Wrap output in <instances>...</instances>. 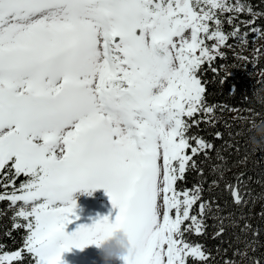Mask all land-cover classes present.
Returning a JSON list of instances; mask_svg holds the SVG:
<instances>
[{"label": "snow or ice", "instance_id": "6c2138e0", "mask_svg": "<svg viewBox=\"0 0 264 264\" xmlns=\"http://www.w3.org/2000/svg\"><path fill=\"white\" fill-rule=\"evenodd\" d=\"M260 18L247 0H0V201L24 230L19 249L0 245V264H64L63 252L97 246L114 228L129 240L123 264H208L187 237L204 234L211 204L201 185L178 184L215 148L189 135L213 124L200 74L230 38H264ZM240 183L226 185L237 205ZM96 188L114 219L66 232L79 219L72 193Z\"/></svg>", "mask_w": 264, "mask_h": 264}, {"label": "trees", "instance_id": "16d2710c", "mask_svg": "<svg viewBox=\"0 0 264 264\" xmlns=\"http://www.w3.org/2000/svg\"><path fill=\"white\" fill-rule=\"evenodd\" d=\"M263 1L247 0L258 12L264 11ZM256 23L264 25V18ZM224 30L228 32L231 28L225 23ZM258 39L261 40L258 45L255 46V40L245 46L230 38L227 44L233 47L222 50L225 58L217 57L211 67L205 64L200 74L206 82L205 100L215 107L214 113L210 114L213 124L202 122L199 127L192 126L189 135L201 136L215 148L209 151L207 158L203 154L197 155L198 169L189 170L186 180L178 184L182 188L201 185L204 199L211 204L204 234L187 237L193 243L202 244L210 253L208 264H224L225 259H232L236 264H253L258 259L264 264V144L254 146L249 141L248 131L251 119L264 120V74H257L264 69V38ZM244 58L255 60V68L252 63L246 65ZM212 67L217 72L214 73ZM231 110H235V114ZM197 118L204 119L201 114H197ZM216 132L223 134L222 139L215 137ZM237 177L242 179L239 189L246 201L239 205L233 202L226 188L227 184H236ZM23 179V176L19 177L16 185ZM197 210L198 206L193 209L194 214ZM14 211L7 200L0 201V245H4L6 251L19 249L24 234L23 229H12ZM245 224L251 227L245 228ZM220 227L224 232L216 237ZM237 251L247 252L252 259L233 255ZM23 264H32L31 258L26 256ZM190 264L195 262L190 261Z\"/></svg>", "mask_w": 264, "mask_h": 264}, {"label": "rangeland", "instance_id": "374dc122", "mask_svg": "<svg viewBox=\"0 0 264 264\" xmlns=\"http://www.w3.org/2000/svg\"><path fill=\"white\" fill-rule=\"evenodd\" d=\"M232 2H235V0ZM264 6V1H263ZM240 19H250V17L241 14ZM229 26V25H228ZM264 27V25H259ZM248 31L246 28H242L241 32ZM252 36L249 38V43L251 44ZM255 46L258 45L261 40L256 39ZM208 44L213 43L212 41H207ZM241 44V42L239 41ZM223 49H229L227 46H223ZM236 51V50H235ZM238 51V49H237ZM223 52V51H222ZM258 75L262 74L261 71L257 73ZM235 110H231L232 114H235ZM91 194H88V191L79 189L72 193L73 199L76 201V208L74 209L75 213L79 217L78 220L74 221L72 224L66 226V232H72L75 230L77 224H91L94 220L108 216L109 219H114L116 212L118 211L111 204L109 197L106 195L103 188H96L89 190ZM61 259L64 264H104L101 253L98 247L94 244L85 246L83 249H78L72 247L71 250L65 251L61 254ZM109 264H123L121 258L113 259Z\"/></svg>", "mask_w": 264, "mask_h": 264}, {"label": "clouds", "instance_id": "9594fccd", "mask_svg": "<svg viewBox=\"0 0 264 264\" xmlns=\"http://www.w3.org/2000/svg\"><path fill=\"white\" fill-rule=\"evenodd\" d=\"M264 74V69L261 70ZM249 141L254 146L264 144V120L251 119L248 129ZM101 253L104 264L116 258H122L130 252V244L128 237L122 228H114L107 235L100 239L97 245Z\"/></svg>", "mask_w": 264, "mask_h": 264}]
</instances>
